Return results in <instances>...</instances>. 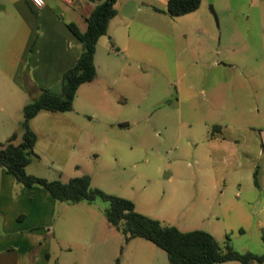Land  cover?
Listing matches in <instances>:
<instances>
[{"label": "rangeland", "instance_id": "obj_1", "mask_svg": "<svg viewBox=\"0 0 264 264\" xmlns=\"http://www.w3.org/2000/svg\"><path fill=\"white\" fill-rule=\"evenodd\" d=\"M214 7L219 26L209 0L176 18L125 8L132 52L102 38L98 81L80 88L73 111L35 125L41 174L49 181L89 175L93 187L132 201L165 226L203 230L222 246L229 238L236 251L262 255L264 193L253 186V170L239 168L236 155L227 166L216 162L221 155L204 142L210 134L249 139L252 130L264 131V0H215ZM123 31L112 27L119 43ZM105 208L97 201L59 209L55 225L68 246L61 264H170L155 244L126 242Z\"/></svg>", "mask_w": 264, "mask_h": 264}, {"label": "crops", "instance_id": "obj_2", "mask_svg": "<svg viewBox=\"0 0 264 264\" xmlns=\"http://www.w3.org/2000/svg\"><path fill=\"white\" fill-rule=\"evenodd\" d=\"M169 1L119 0L116 5L118 14L110 22L108 34L104 36H110L107 42L113 44L111 49L123 50L126 56L132 52V32L127 28L129 16L125 8L134 9V15L141 14L143 9H146L157 16H167L158 13L155 8L165 10ZM205 1L203 0L201 8ZM44 2L45 6L38 10L29 0H0V142L2 143H6L13 135L17 136V144L22 141L23 109L37 96L39 89L52 93L61 92L64 75L77 65L81 56L80 41L70 30L69 25L74 24L81 32H85L86 18L99 3L98 0H44ZM120 2L124 5L122 10L118 8ZM8 10L15 13L13 22L8 21L13 15L6 14ZM118 23L123 27L122 33L125 34V39H121V43L111 33L113 25ZM80 25L84 30H81ZM101 39L95 55L97 77L93 82L84 84L80 88L95 84L100 78L97 61ZM111 49H108V54H111ZM106 71L110 72L109 66L106 67ZM49 114L65 113H40L31 123L35 132L37 131L35 125L40 120L49 118ZM252 131L254 134L249 139L246 135L226 138L210 134L204 144L209 145L210 151L221 155L217 158L219 160H216L220 164L227 166L234 161L236 155L238 163L241 162L239 168L248 165L253 170L254 188L264 193V182L259 179L260 164L264 163V140L263 142L259 140L263 139L264 131ZM217 133L221 134V128ZM38 142L35 152L39 158L31 162L27 167V173L48 179L45 174H41L40 166L44 165L41 163L43 156L38 150ZM96 156L98 157V154ZM60 181L69 182L61 175ZM224 190L223 186L220 195L224 194ZM236 196L241 198V191H238ZM255 199L256 196L247 198L244 204L245 202L249 204ZM262 203L263 196H260V202L257 204L258 212ZM62 206L69 207L57 203L51 193L42 187L26 188L18 185L15 178L0 167V264H61V257L68 246L65 244L62 229L56 227L55 220Z\"/></svg>", "mask_w": 264, "mask_h": 264}, {"label": "trees", "instance_id": "obj_3", "mask_svg": "<svg viewBox=\"0 0 264 264\" xmlns=\"http://www.w3.org/2000/svg\"><path fill=\"white\" fill-rule=\"evenodd\" d=\"M92 14L86 18L87 29L81 32L74 24L70 30L79 39L81 56L77 65L63 77L61 92L52 93L39 89L37 96L23 109L22 141L17 144L13 135L6 143L0 142V167L12 175L17 184L26 188L42 187L57 203L69 206L88 204L97 201L107 204L104 210L106 221L125 235L126 242L135 238L145 239L162 250L170 264H263L264 253H240L230 239L222 246L210 233L203 230L182 232L174 226H165L160 221L144 216L136 210V205L127 199L104 193L93 187L89 175L72 178L64 183L60 180L49 181L29 175L27 167L39 156L35 152L38 135L33 130L32 121L42 112L68 113L74 110V102L79 88L91 83L97 77L95 55L99 40L108 34L110 22L117 16L116 5L119 0H98ZM203 0H170L165 10L155 8L158 13L171 18L181 17L201 8ZM220 127L214 126L217 133ZM264 244V232L262 234ZM123 251V248H122ZM120 264V259L116 260Z\"/></svg>", "mask_w": 264, "mask_h": 264}, {"label": "built area", "instance_id": "obj_4", "mask_svg": "<svg viewBox=\"0 0 264 264\" xmlns=\"http://www.w3.org/2000/svg\"><path fill=\"white\" fill-rule=\"evenodd\" d=\"M35 9H42L45 6L44 0H29Z\"/></svg>", "mask_w": 264, "mask_h": 264}, {"label": "water", "instance_id": "obj_5", "mask_svg": "<svg viewBox=\"0 0 264 264\" xmlns=\"http://www.w3.org/2000/svg\"><path fill=\"white\" fill-rule=\"evenodd\" d=\"M214 2H215V0H209L210 11H211L212 15L215 17L217 25L219 26V19H218L217 13L215 11Z\"/></svg>", "mask_w": 264, "mask_h": 264}]
</instances>
